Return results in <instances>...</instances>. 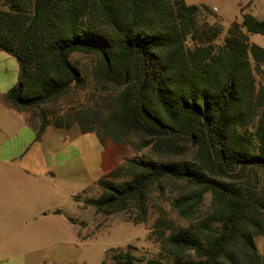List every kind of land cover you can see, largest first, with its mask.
<instances>
[{"label":"trees","instance_id":"16d2710c","mask_svg":"<svg viewBox=\"0 0 264 264\" xmlns=\"http://www.w3.org/2000/svg\"><path fill=\"white\" fill-rule=\"evenodd\" d=\"M0 1V52L19 63L0 101L25 115L35 141L78 123L95 131L105 160L116 145L148 151L118 159L86 206L135 210L142 223L153 190L173 186L185 224L161 216L153 233L175 264H264L255 242L264 237V48L248 38L264 37V20L245 14L218 44L223 26L199 24L201 7L186 0ZM88 89L106 110L66 101ZM112 258L137 264L131 251Z\"/></svg>","mask_w":264,"mask_h":264},{"label":"rangeland","instance_id":"374dc122","mask_svg":"<svg viewBox=\"0 0 264 264\" xmlns=\"http://www.w3.org/2000/svg\"><path fill=\"white\" fill-rule=\"evenodd\" d=\"M189 5L201 7L199 24L218 23L223 33L218 44H222L228 30L235 22L242 24L245 14H252L264 20V0H186ZM206 8V9H204ZM0 9H3L0 1ZM243 32L247 33L246 29ZM250 42L264 48V37L248 34ZM91 66L90 60L77 56ZM264 68V64L262 65ZM19 77V63L16 58L0 52V94L7 93L16 85ZM94 90H73L66 101L78 100V107L87 104L91 108L105 106V100L99 98ZM103 103V104H101ZM65 107V101L60 104ZM0 111V158L2 161L15 162L18 166L29 163L42 167L29 155L22 159L25 151L47 153V162L60 169L52 170L56 180L47 183L50 178L15 180L6 171L7 165L0 163V264H114L113 255L120 251H131L137 264H147L150 260L159 264H175V257L163 248V243L154 235V225L161 216L185 224L172 207V198L177 189L167 186L165 194L153 190L150 196L147 220L136 223L138 211H129L114 215L98 214L91 206L85 205L88 198L97 197L100 190L93 182L102 174L103 147L94 133L83 134L74 127L71 130L52 131L47 134L45 145L34 143L35 132L29 126L18 124L20 131L13 134L16 127L4 114L23 115L5 109ZM15 112V113H14ZM108 113V112H104ZM11 130L10 134L1 127ZM53 128V127H52ZM4 131V130H3ZM113 163L125 156H149L147 150L137 152L133 148L123 152L117 145L108 149ZM58 154V155H55ZM17 160H12L13 157ZM56 156V158H52ZM0 159V160H1ZM62 168V169H61ZM46 170H48L46 168ZM45 175V168H41ZM258 184V178L254 175ZM260 181L264 179L259 174ZM72 194L79 197L73 199ZM212 196L208 194L202 205L201 214L211 210ZM59 211L58 213H54ZM259 253L264 256V237L255 239ZM187 257H189L187 255Z\"/></svg>","mask_w":264,"mask_h":264},{"label":"crops","instance_id":"0c3cea01","mask_svg":"<svg viewBox=\"0 0 264 264\" xmlns=\"http://www.w3.org/2000/svg\"><path fill=\"white\" fill-rule=\"evenodd\" d=\"M18 79H19V77H18ZM1 106L4 107L5 109H10V111L11 110L12 111H15V110L9 108L8 106H6L2 101H0V108H1ZM15 112H17V111H15ZM17 113H19V112H17ZM19 114H21V113H19ZM21 115H23V114H21ZM1 116H2V112L0 111V117ZM16 116H17V114H16ZM16 116H15V114H13V112L11 114H4V117H7L8 119H11V121H15V123H16V127L13 130V134H17L20 131V128L18 127V124L20 126L21 123L23 125H26V127L29 126L30 128H32L27 123L26 118H25V115H23L24 118L22 116H18V117H20V120L18 118H16ZM74 127H76L77 129H79L81 131V133H83V134H86V133H94V134H96L94 130L93 131H83L82 128H81V126L78 123H73L71 125V127H69V128H61V129L56 128L53 125H51V126H49L47 128V130H46V132H45L42 140L40 142H36L34 140V143H36L37 145H45L46 142H47V137L46 136L49 133L50 129H52V131H59V130H67L68 131V130L73 129ZM5 130L8 131L9 134H10L11 130H9V129L5 128V127L3 128V126H2L1 127V131L5 133ZM33 131L35 132V139H36V130L33 129ZM99 142L102 145V143H101L100 140H99ZM102 147H103L102 163H101V171H102V174L97 179H94L93 182H95L96 180H99L101 178V176L105 172H108L113 167H116L117 165H119V162L118 163H113V160L110 159V158L107 159V160H105V158H104L105 148H104L103 145H102ZM29 152H30L29 150L28 151H25L24 153H22L20 155V157L22 159H26V157H28L29 155H31L30 157H32V159L36 160V162H38L39 164H41L42 167L32 166V165H29V163H24L23 165L18 166V164H15V162H13V163H11L9 161H6L5 162V161H2L3 159H1V158H0L1 159L0 160V163L3 164V165H7L8 168H6V171H8V173L10 174V176L13 177V178H15V180H27L28 178L34 177V176L37 179H40V178H44L43 176L48 177L50 175V178L47 180V183L50 184L52 182H55V180H56V174L51 173V171L52 170H56L57 168L60 169V167H58L56 165H51L49 162H47V153H45V152L36 151L35 153H31V154ZM55 155H58V154H55ZM17 158H18L17 156L16 157H13L12 160H17ZM52 158H56V156H52ZM41 168H45V171H46L45 172V175H41V173L39 172ZM46 168L48 170H46ZM75 196H76L75 194H72L71 195V197H73V199H74ZM58 212L59 211H56L54 213H58Z\"/></svg>","mask_w":264,"mask_h":264}]
</instances>
